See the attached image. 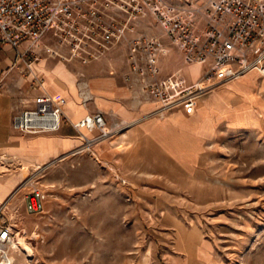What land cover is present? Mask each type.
<instances>
[{"label": "rangeland", "instance_id": "374dc122", "mask_svg": "<svg viewBox=\"0 0 264 264\" xmlns=\"http://www.w3.org/2000/svg\"><path fill=\"white\" fill-rule=\"evenodd\" d=\"M240 91L235 109L220 116L255 127L221 126L196 173L169 177L177 184L141 178L132 192L85 154L39 164L44 213L28 214L21 203L8 212L20 249L11 251L14 264H264V123L251 91Z\"/></svg>", "mask_w": 264, "mask_h": 264}, {"label": "built area", "instance_id": "2783aa9c", "mask_svg": "<svg viewBox=\"0 0 264 264\" xmlns=\"http://www.w3.org/2000/svg\"><path fill=\"white\" fill-rule=\"evenodd\" d=\"M154 18L172 46L201 66L197 82L176 74L160 79L158 58L163 43L140 36L128 42L132 73L143 91L161 104L156 112L195 109L201 96L226 83L256 73L264 81V0H0V47L20 50L28 66L42 59L83 65L104 59L116 45L127 41L137 23ZM64 99L38 95L13 117V129L26 135L54 134L61 130ZM94 133L75 154L121 133L127 125L108 126L101 113L76 124ZM46 170V169H45ZM45 170L43 172H45ZM39 168L23 182L28 214L44 213L48 193L42 188ZM0 201V264H10L11 246L18 235L9 220L12 198Z\"/></svg>", "mask_w": 264, "mask_h": 264}, {"label": "crops", "instance_id": "0c3cea01", "mask_svg": "<svg viewBox=\"0 0 264 264\" xmlns=\"http://www.w3.org/2000/svg\"><path fill=\"white\" fill-rule=\"evenodd\" d=\"M157 23L152 17L139 21L127 41L116 45L104 59L88 65L45 58L28 66V60L20 57L27 44L20 50L0 47V201L14 196L12 204L24 205L27 190L19 187L38 170L39 164L75 155L85 145V138L92 139L94 133L76 127L89 115L101 113L111 127L118 123L127 125L115 137L94 145L93 155L86 151L84 154L123 177L132 192L141 178L156 187L177 184L171 176L196 173L197 162L207 145L216 141L221 126L225 125L228 131L255 127L236 126L229 117L220 116L225 109H235L242 97L241 89L251 91L259 125L264 123V99L256 94V73L207 92L195 109L179 107L163 115L156 113L161 104L143 91L140 79L131 71L129 41L142 35L163 43L158 58L160 79L179 74L194 83L202 72L201 66L191 63L182 50L170 44ZM196 67L198 76L194 77L192 71ZM42 92L55 100H65L61 130L32 136L15 131V114ZM155 187L150 189L160 190Z\"/></svg>", "mask_w": 264, "mask_h": 264}, {"label": "bare ground", "instance_id": "6f19581e", "mask_svg": "<svg viewBox=\"0 0 264 264\" xmlns=\"http://www.w3.org/2000/svg\"><path fill=\"white\" fill-rule=\"evenodd\" d=\"M12 249H13V252H18V250H20L19 249V246L18 245H13V246H11V251H12ZM21 250H23L24 252H26V254L28 255V256H30L31 255V250L29 249V248H27L26 246H23V248L21 249ZM10 264H14V258L13 257H11L10 258Z\"/></svg>", "mask_w": 264, "mask_h": 264}]
</instances>
